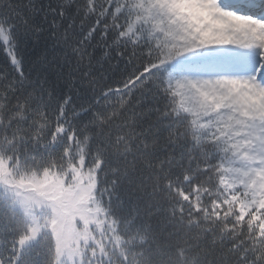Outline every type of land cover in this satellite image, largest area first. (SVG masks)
I'll return each mask as SVG.
<instances>
[{"label":"snow or ice","instance_id":"6c2138e0","mask_svg":"<svg viewBox=\"0 0 264 264\" xmlns=\"http://www.w3.org/2000/svg\"><path fill=\"white\" fill-rule=\"evenodd\" d=\"M0 264H264V0H0Z\"/></svg>","mask_w":264,"mask_h":264}]
</instances>
